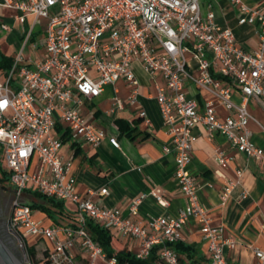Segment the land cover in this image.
I'll list each match as a JSON object with an SVG mask.
<instances>
[{
	"label": "built area",
	"instance_id": "obj_1",
	"mask_svg": "<svg viewBox=\"0 0 264 264\" xmlns=\"http://www.w3.org/2000/svg\"><path fill=\"white\" fill-rule=\"evenodd\" d=\"M218 1L207 0L208 10L203 13L202 0H0V9L13 12L6 18L25 32L11 66L0 70V163L8 174L5 192L12 194L8 227L24 254V264L105 260V252L87 231L88 220L119 239L137 240V251L132 253L136 259L146 260L157 249V264H183L170 245L182 241L184 225L195 220L207 245L206 264H230L224 249L235 248L236 242L225 237L223 227L212 224L189 169L192 130L202 125L209 137L221 134L264 168V149L251 140L248 129L250 121L257 122L249 100L264 98V11L242 0H229L237 9L238 25L256 29L257 49L247 51L236 43L231 28L217 23L212 7ZM4 19L1 29L11 31ZM137 62L150 76L158 73L163 79V85H155V100L170 137L163 150L174 155V175L186 200L177 214L152 217L145 223L134 219L139 206L149 196L168 206L160 194L150 191L132 199L128 216L93 200L107 195L106 187L81 195L72 162L59 156L62 139L53 135L62 125L71 140L96 149L107 135L81 109L118 82L127 86L128 95L126 99L114 95L107 113L115 116L137 106ZM234 88L241 94L240 103L233 100ZM218 107L226 112L224 118H219ZM138 116L150 124L144 109ZM109 142L119 148L115 137ZM215 153L219 166L226 168L232 159L220 149ZM240 177L237 171V180L226 183L222 204ZM31 193L62 202L68 222L59 217L55 222L45 213L48 224L44 218L34 219L37 209L26 201ZM240 196L245 199L246 192ZM254 254L258 264H264V250L255 248Z\"/></svg>",
	"mask_w": 264,
	"mask_h": 264
},
{
	"label": "crops",
	"instance_id": "obj_2",
	"mask_svg": "<svg viewBox=\"0 0 264 264\" xmlns=\"http://www.w3.org/2000/svg\"><path fill=\"white\" fill-rule=\"evenodd\" d=\"M202 1V10L206 13L207 0ZM242 1L249 7L264 11V0ZM212 10L217 23L233 30L240 47L247 51L257 49L255 27L238 25L237 9L229 0H219L213 4ZM134 72L140 82L137 106L129 107L115 116L107 113L114 95L123 99L128 95L127 86L118 82L115 86H107L94 101H86L81 109L86 119L107 135L96 149L82 140H71L66 136L67 132L62 125L53 130V135L62 139L59 156L64 161L72 162L76 189L81 195L106 187L108 194L95 196L93 200L105 208L115 209L123 216H128V206L132 199L150 191L160 194L168 206L159 205L150 196L139 206L134 219L145 223L152 217L177 214L186 205V200L174 175V155L163 150V146L170 142V137L165 131L155 100V85H163V79L158 73L150 76L139 62L134 64ZM191 91L195 92L193 88ZM196 99L202 105V96L198 95ZM233 100L236 103L242 101L238 88H234ZM248 105L257 120L248 124L251 140L264 149V98L252 97ZM141 109L146 111L149 125L139 118L138 112ZM217 111L220 119L226 116L221 107ZM192 135L193 152L189 169L198 185L199 201L209 211L212 224L223 227L225 237L236 242L235 248L224 249L227 261L230 264H258L254 249L264 250V168L239 153L221 134L214 133L209 137L202 125L196 126ZM110 137L117 139L119 148L110 144ZM217 149L232 159L226 168H221L216 160ZM237 171L241 172L240 183L222 204L223 188L228 181L237 180ZM243 192L247 195L245 199L240 196ZM57 217L68 222L60 215ZM120 239L132 253L137 251V240L128 237ZM181 242L194 255L189 257L179 254L183 264L208 263L207 245L203 240L201 226L195 220L184 225Z\"/></svg>",
	"mask_w": 264,
	"mask_h": 264
},
{
	"label": "trees",
	"instance_id": "obj_3",
	"mask_svg": "<svg viewBox=\"0 0 264 264\" xmlns=\"http://www.w3.org/2000/svg\"><path fill=\"white\" fill-rule=\"evenodd\" d=\"M12 58H7L0 56V70L5 71L11 66ZM8 174L3 171L0 163V186L7 188ZM42 204L33 205L32 208L40 209L53 221L57 222L59 219L57 215L68 216L66 214L64 204L62 202H57L52 199H47L44 196L35 194ZM87 231L93 241L97 243L105 252L106 259L97 258L94 264H109L111 259L116 260V264H155L157 260V249H154L152 254L146 260L136 259V257L129 250V247L121 239L117 238L107 229L97 225L92 220L87 221ZM178 254H186L189 257H193L191 249L186 246L183 242H177L170 245ZM30 254L34 257V249H31Z\"/></svg>",
	"mask_w": 264,
	"mask_h": 264
},
{
	"label": "rangeland",
	"instance_id": "obj_4",
	"mask_svg": "<svg viewBox=\"0 0 264 264\" xmlns=\"http://www.w3.org/2000/svg\"><path fill=\"white\" fill-rule=\"evenodd\" d=\"M13 12L6 9H0V19L6 18L8 15H12ZM8 22L10 27L13 29L11 31H4L0 27V56L12 58L15 56L17 50L21 47L22 41L25 39V32L19 24H13L9 18L4 19ZM27 30V29H26ZM34 40L29 42V45L25 49V54L30 50L31 44ZM27 204L29 205H39L42 204L41 200L34 194L26 197ZM45 219L44 213L40 212L38 209L34 212V219ZM49 220L45 219V224H48ZM42 246L38 248V254Z\"/></svg>",
	"mask_w": 264,
	"mask_h": 264
},
{
	"label": "flooded vegetation",
	"instance_id": "obj_5",
	"mask_svg": "<svg viewBox=\"0 0 264 264\" xmlns=\"http://www.w3.org/2000/svg\"><path fill=\"white\" fill-rule=\"evenodd\" d=\"M11 200V192H5L4 188L0 186V235L6 245L17 257L19 264H24V254L8 227V219L11 210Z\"/></svg>",
	"mask_w": 264,
	"mask_h": 264
},
{
	"label": "water",
	"instance_id": "obj_6",
	"mask_svg": "<svg viewBox=\"0 0 264 264\" xmlns=\"http://www.w3.org/2000/svg\"><path fill=\"white\" fill-rule=\"evenodd\" d=\"M0 264H19L17 257L0 235Z\"/></svg>",
	"mask_w": 264,
	"mask_h": 264
}]
</instances>
